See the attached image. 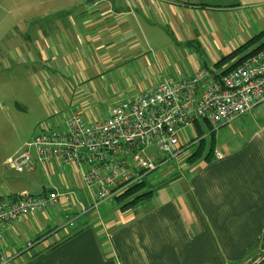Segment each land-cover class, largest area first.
Returning a JSON list of instances; mask_svg holds the SVG:
<instances>
[{"label":"crops","instance_id":"obj_1","mask_svg":"<svg viewBox=\"0 0 264 264\" xmlns=\"http://www.w3.org/2000/svg\"><path fill=\"white\" fill-rule=\"evenodd\" d=\"M72 1L74 10L67 21L51 26L62 30L39 33L35 42L23 43L33 57L31 45L45 43L48 49L40 51L41 59L54 67L63 60L78 86L85 83L82 75L90 72H118L133 50L141 59L139 66L155 76L154 83L165 79L163 71L175 78L192 76L202 68L222 71L231 64L218 68L215 64L223 56L264 30V0ZM51 2L44 0L45 5ZM169 43L176 52L171 62L166 54ZM64 87L72 85L64 83ZM147 87L140 93L152 89ZM111 93L103 91L101 97L107 100L114 97ZM85 97L83 106L89 115L83 116L85 120H105L90 117L98 107L90 93ZM254 111L264 116V102L220 127V146L214 148L224 152L223 158L214 153L210 160L192 164L185 156L180 162L187 166L185 170L162 169L153 180L156 186L150 201L127 209L116 199L93 207V189L84 182L82 164L57 158L41 162L29 172L46 175L50 186L38 175L30 183L43 187V194L58 189L71 194V199L62 197L55 205L59 209L53 206L12 223L2 246L11 253L15 251L7 249L5 238L26 242L34 257L15 252L21 256L14 264H251L262 254L264 232V124L252 115ZM197 123L203 128L208 124ZM187 140L184 136L183 143ZM31 189L22 188L21 193ZM81 189L91 198L90 204ZM62 213L67 220L62 217L60 225L51 229ZM29 242L33 243L30 249Z\"/></svg>","mask_w":264,"mask_h":264},{"label":"built area","instance_id":"obj_2","mask_svg":"<svg viewBox=\"0 0 264 264\" xmlns=\"http://www.w3.org/2000/svg\"><path fill=\"white\" fill-rule=\"evenodd\" d=\"M261 102L264 48L227 73L202 68L189 77L163 80L119 102L103 121L89 122L79 113L48 121L9 158L8 165L23 173L51 158L82 164L84 182L93 189L92 205L99 208L209 136H197L185 147L183 130L193 128L197 121L219 129ZM214 152L217 158L224 157L220 149ZM71 196L58 189L38 196H0V264H14L21 256L2 246L12 223ZM32 246L29 242L28 249Z\"/></svg>","mask_w":264,"mask_h":264},{"label":"rangeland","instance_id":"obj_3","mask_svg":"<svg viewBox=\"0 0 264 264\" xmlns=\"http://www.w3.org/2000/svg\"><path fill=\"white\" fill-rule=\"evenodd\" d=\"M70 2L72 6L68 5ZM74 2L52 0L51 4L45 5L44 0H0V196H17L23 191L22 188H31L30 180L33 175L43 177L46 179V185L50 186L45 174L43 176L39 171L18 172L8 165V160L37 134L40 126L48 121L57 122L75 113L88 117V111H85L83 106L86 94L90 93L92 104L98 107V111L90 117H97L99 120L101 117H109L111 110L119 102L135 97L146 86L153 88L165 79L175 78L170 71H163L161 75L165 79L154 83L155 76L148 75L147 71L139 66L141 59L134 55L137 51L133 50L130 51L133 56L122 60L126 65L118 72L101 74L90 72L89 75H82L85 83L78 86L76 76L70 72V68H67L63 60L54 67L50 66L49 61L41 59L40 51L48 49L45 43L39 47L31 45L30 50L34 57L27 52L23 41L35 42L40 36L39 33L45 36L49 35L50 31L58 32V28L62 30L60 26L55 28L51 26L56 21H67L68 15L74 10ZM60 33L64 39L63 32ZM58 38L60 36L57 35ZM166 54L168 62H171L176 54L171 43L167 46ZM40 69H48L56 74H44ZM141 80L143 85L139 87ZM64 83H70L72 87L65 88ZM103 91L112 92L110 96L114 95V97L103 99L101 97ZM252 113L259 118V123L264 124L262 111ZM222 128L215 130L214 146L216 147L220 146L217 133ZM206 130L205 133H209L206 143L212 145L213 135L210 134L209 128ZM182 133L188 137V140L184 142L185 147H188L190 142L198 136L192 128L185 129ZM197 146L198 144L190 146L181 156L169 159L167 164L159 167L152 174L148 173L144 179L147 181V187L155 189L156 184L153 180L157 175L160 177L165 167H171L178 172L185 170L187 166L180 165V162L185 160V156L187 159ZM50 177L54 178L55 175ZM80 192L85 199L87 197L89 202L87 204H90L91 198L86 195L85 190L81 189ZM144 201H150V199ZM106 206L107 204L104 207ZM55 208L59 209L60 206ZM62 217L65 221L67 220L66 214L62 213L51 229H55L58 223L60 225ZM49 230L45 232L49 234ZM5 242L8 250L26 252L31 258L34 257L29 250H26L27 244L21 239L6 240L5 238ZM32 252L34 253V249Z\"/></svg>","mask_w":264,"mask_h":264},{"label":"trees","instance_id":"obj_4","mask_svg":"<svg viewBox=\"0 0 264 264\" xmlns=\"http://www.w3.org/2000/svg\"><path fill=\"white\" fill-rule=\"evenodd\" d=\"M264 48V30L254 37L250 38L240 47L236 48L233 52L228 55L223 56L215 65L220 68L221 66L231 63L227 68L222 70V73H227L236 66L243 63L249 56L258 52ZM200 55H203V50L199 47ZM196 131L198 136L201 137L210 129V134H215V130L211 125L207 124L206 127H202L199 123L196 124ZM212 137V145H207L206 138L201 139V142L198 144L196 149L190 153L187 157L189 163H195L201 160H210L214 155V139ZM154 172V171H153ZM151 174V173H150ZM147 181L143 180L131 187H129L122 195L116 198V201L121 204L123 209L134 207L137 204L143 202L144 200L151 199L154 196L155 189L147 187ZM264 252V232L262 235V253ZM258 264H264V257Z\"/></svg>","mask_w":264,"mask_h":264},{"label":"water","instance_id":"obj_5","mask_svg":"<svg viewBox=\"0 0 264 264\" xmlns=\"http://www.w3.org/2000/svg\"><path fill=\"white\" fill-rule=\"evenodd\" d=\"M31 191L27 192L26 194L30 195V196H38L44 193V188L36 185L34 183L31 184ZM264 257V252L260 255V257L255 260L254 262H252L251 264H258Z\"/></svg>","mask_w":264,"mask_h":264}]
</instances>
